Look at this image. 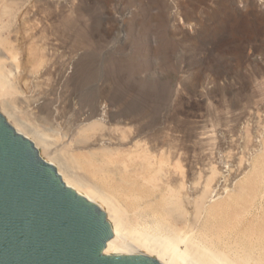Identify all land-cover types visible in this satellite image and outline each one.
I'll return each mask as SVG.
<instances>
[{
	"label": "rangeland",
	"instance_id": "obj_1",
	"mask_svg": "<svg viewBox=\"0 0 264 264\" xmlns=\"http://www.w3.org/2000/svg\"><path fill=\"white\" fill-rule=\"evenodd\" d=\"M249 2L252 9L242 19L243 0H47L33 16L18 11L13 31L3 33L15 48L0 50V58L22 95L39 103L44 95L52 98L44 108L51 109L49 117H30L38 130L52 134L44 150L36 146L40 154L57 170H74L63 169L56 157L62 147L77 144L84 115L103 88L113 111L144 115L145 132L187 125L217 128L218 138L217 115L220 120L224 114L231 118L232 109L250 112L253 96L264 92V0ZM14 96V104H21V94ZM54 114L55 128L49 123ZM163 245L167 252L155 258L164 264L173 251ZM183 248L180 244L175 255Z\"/></svg>",
	"mask_w": 264,
	"mask_h": 264
},
{
	"label": "bare ground",
	"instance_id": "obj_2",
	"mask_svg": "<svg viewBox=\"0 0 264 264\" xmlns=\"http://www.w3.org/2000/svg\"><path fill=\"white\" fill-rule=\"evenodd\" d=\"M243 2L241 19L252 9L249 0ZM46 3L0 0V50L12 52L15 48L3 33L12 30L16 13L33 16ZM11 58L16 59L14 53ZM43 59L39 57L37 62ZM7 66L5 58H0V111L44 150L51 144L52 134L38 130L30 117H49L51 109L44 108L52 98L44 95L39 103L33 95H22ZM102 91L90 113L84 115L77 144L73 149L62 147L56 160L63 169L74 168L71 172L58 168L64 182L106 212L112 235L104 253L156 257L159 251L167 252L165 244L173 251L171 261L264 264V92L252 97L250 112L231 108V118L224 114L218 120L217 115L221 135L216 138L211 127L179 125L145 132L142 113L113 111L106 90ZM14 94H21V104H14ZM245 115L247 122L238 128ZM57 119L58 115H52L49 123L53 128L59 124ZM95 131L100 137H94ZM176 138L178 142L172 143ZM106 139L108 143L98 145ZM180 244L184 248L175 255ZM169 260L164 264H171Z\"/></svg>",
	"mask_w": 264,
	"mask_h": 264
},
{
	"label": "water",
	"instance_id": "obj_3",
	"mask_svg": "<svg viewBox=\"0 0 264 264\" xmlns=\"http://www.w3.org/2000/svg\"><path fill=\"white\" fill-rule=\"evenodd\" d=\"M111 225L0 111V264H163L104 253Z\"/></svg>",
	"mask_w": 264,
	"mask_h": 264
}]
</instances>
